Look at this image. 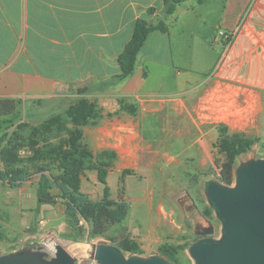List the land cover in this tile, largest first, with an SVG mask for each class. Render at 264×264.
Returning <instances> with one entry per match:
<instances>
[{"label":"crops","instance_id":"crops-1","mask_svg":"<svg viewBox=\"0 0 264 264\" xmlns=\"http://www.w3.org/2000/svg\"><path fill=\"white\" fill-rule=\"evenodd\" d=\"M191 1L193 5H188ZM208 2L186 0L174 14L167 15L164 0H0V100L75 103L82 97L77 93L80 88L108 87L94 95L101 116L91 131L85 127L84 138L95 155H115L107 182L117 170L118 189L124 171L132 172L133 177L135 170H150L154 142L144 133V119L162 109L180 114L182 124L195 123L198 130L201 123H209L213 129L222 124L229 133L255 139L253 147L264 146V0H212L211 12L205 10ZM183 10L182 17L195 15L191 36L200 38L205 46L212 37L205 32L216 21L214 30L219 32L223 52L209 76L196 77L191 70L175 68L173 60L162 57L167 51L173 53L172 36ZM209 14L215 21L206 17ZM138 20L163 23L166 32L150 33L133 73L117 81L119 57ZM199 22L205 27L202 31ZM220 31L231 37L230 43ZM169 83L173 85L170 98L157 99V91ZM201 133L200 141L189 146L182 141V148L196 145L205 150ZM90 172V180L97 183V171ZM35 175L40 179V174ZM26 182L12 189L27 190ZM45 206L36 209L38 216ZM160 209L166 215L164 207ZM17 212L13 210L12 215L21 217L28 230L27 214L33 210L21 206ZM205 221L206 217L195 232L199 238L197 232L210 227ZM163 223L160 221L162 229H149L150 235L159 237L154 243H143L142 249L152 252L163 245L160 235L167 232Z\"/></svg>","mask_w":264,"mask_h":264},{"label":"rangeland","instance_id":"rangeland-1","mask_svg":"<svg viewBox=\"0 0 264 264\" xmlns=\"http://www.w3.org/2000/svg\"><path fill=\"white\" fill-rule=\"evenodd\" d=\"M193 3L191 1L188 5H193ZM211 4L212 0H209L205 10L208 9L211 12L213 10ZM183 13L184 10L179 14L181 22L177 24L172 36L173 53L167 51L162 53V57L166 60H173L175 68L191 70L196 77L209 76L214 62L223 52L218 44L219 32L214 30L216 21L211 14L206 16L215 23L211 24L205 32L206 35L212 36L207 39L209 46H205L200 38L191 36L197 21L195 15L189 13L186 17H182ZM198 29L200 31L205 29L202 22H199ZM107 88L103 85L87 87L85 95L89 97L90 102L97 105L100 112L101 107L94 95L104 93ZM172 89L171 83L165 85L157 91L156 96L158 97L156 98H170L168 94ZM15 101V116L11 122L1 124V130L8 129L11 134L14 131L19 132L24 137L22 145L26 144V146L20 149L21 157L32 154L31 147L27 145V140L34 138L32 128L41 126L52 116L61 115L67 123L66 128L72 130L77 128L66 115V109L75 105L78 100L75 103L67 100L54 102L40 100L34 103L23 102L19 99ZM98 120H90L88 124L80 128L84 144L85 127L91 131ZM182 121L184 122V119L180 117V114L172 112L171 115L169 111L163 109L144 119V133L154 142L149 160L150 170L142 171V173L135 170L133 177L126 174L124 180L128 179V182L123 181L120 189H118L120 173L117 170L112 173L108 179L112 198L126 200L130 204V213L124 221L111 226L102 236H92L90 224L84 220L75 224L68 218L66 206L62 203L45 206L41 215L38 216L36 209L38 208L39 175L33 176L26 182L27 190L12 189L0 182V254L19 250L27 243H58L78 260V264H97L93 258L94 247L97 244L104 243L120 247L126 256H164L162 247L166 245L165 247L173 254L171 256L173 264H193L194 261L188 254V248L199 238L195 232L198 226L201 227L202 222L200 221L206 217V225H214L215 236L219 237L221 234V223L208 204L206 187L212 180L223 183L220 179L219 168L225 158L217 147L220 136L218 127L222 128L223 125L220 124L213 129L211 124L201 123V129L198 130L195 123L186 125V123L182 124ZM23 123L27 124V127L19 130L17 126ZM201 131L204 133L205 150L197 148L196 145L189 150L182 148V141L188 146L200 141ZM45 137L50 142L58 143L68 139L69 135L65 129H58ZM260 158H264V146L255 145L252 150L239 158L237 167L249 159ZM1 163L0 158V167H2ZM236 169L233 183L223 184L234 185ZM90 173L92 172L88 171L86 178L83 179L81 191L92 200H100L103 197L104 188L98 179H96L97 183L90 180L88 176ZM21 206L27 208L28 211L33 210V214H27L29 217L28 230H25L26 226L21 217L12 215V211L17 212ZM161 206L164 207L166 215L161 213ZM208 209L212 210V214L206 216ZM160 221L165 222L163 225L167 229L165 234L160 235L164 243L161 247H156L153 250L154 253L153 251L147 252L146 249L141 248V245L148 241L154 243L159 237L150 235L149 229L152 227L162 229ZM11 222H13L12 228L8 226ZM48 251L53 255V251Z\"/></svg>","mask_w":264,"mask_h":264},{"label":"trees","instance_id":"trees-1","mask_svg":"<svg viewBox=\"0 0 264 264\" xmlns=\"http://www.w3.org/2000/svg\"><path fill=\"white\" fill-rule=\"evenodd\" d=\"M184 1L186 0H164L166 14H174L177 6ZM196 1L201 3L204 0ZM166 29L163 23L153 25L145 20H138L132 39L119 57L121 73L115 80H124L133 73L138 55L149 34L154 31L166 32ZM78 93L82 97L66 111V115L77 128L68 129L63 116H52L41 126L32 128L34 138L27 140L32 154L27 157H21L19 154L20 149L26 146L22 145L24 137L19 132L14 131L11 134L8 129L1 130V124L11 122L14 118L16 101L0 100V158L4 165L3 169H0V180L11 188H18L35 174H40L37 188L38 209L43 205L55 206L62 203L66 206L68 218L75 224L84 220L90 224L92 236H102L111 226L128 217L130 204L124 199L115 200L111 197L107 177L115 155L104 152L96 156L82 142L80 128L90 120H98L101 112L85 95L87 87L78 89ZM17 127L21 130L26 128L27 124L23 123ZM58 129H65L69 135L68 139L58 143L45 139V135ZM218 131L220 136L217 147L225 158L220 165V179L223 183L232 184L239 158L252 150L256 141L240 133H229L224 125L222 128L218 127ZM86 171H97L98 180L104 186L102 199L92 200L82 193V177ZM123 174H130V171L126 170ZM123 181L122 178V184ZM210 214L212 210L208 209L206 216ZM165 246L162 247L163 255L171 261L173 254Z\"/></svg>","mask_w":264,"mask_h":264},{"label":"water","instance_id":"water-1","mask_svg":"<svg viewBox=\"0 0 264 264\" xmlns=\"http://www.w3.org/2000/svg\"><path fill=\"white\" fill-rule=\"evenodd\" d=\"M206 197L221 223V234L215 236L212 224L197 232L200 238L188 248L193 264H264V158L241 163L234 185L212 180ZM93 258L97 264H173L161 255L126 256L104 243L95 245ZM0 264H78V260L61 244L52 249L33 242L1 254Z\"/></svg>","mask_w":264,"mask_h":264},{"label":"built area","instance_id":"built-area-1","mask_svg":"<svg viewBox=\"0 0 264 264\" xmlns=\"http://www.w3.org/2000/svg\"><path fill=\"white\" fill-rule=\"evenodd\" d=\"M220 35H221L224 39L227 40V43H230V41H231V37H228V36L226 35L225 32H221ZM219 169H220V170H219V171H220L219 174H220V176H221V168H219Z\"/></svg>","mask_w":264,"mask_h":264},{"label":"bare ground","instance_id":"bare-ground-1","mask_svg":"<svg viewBox=\"0 0 264 264\" xmlns=\"http://www.w3.org/2000/svg\"><path fill=\"white\" fill-rule=\"evenodd\" d=\"M49 245H50V248H52V249L55 247V243H51Z\"/></svg>","mask_w":264,"mask_h":264}]
</instances>
